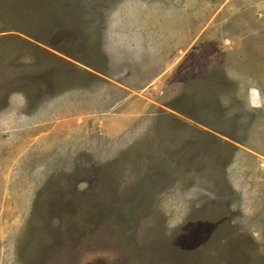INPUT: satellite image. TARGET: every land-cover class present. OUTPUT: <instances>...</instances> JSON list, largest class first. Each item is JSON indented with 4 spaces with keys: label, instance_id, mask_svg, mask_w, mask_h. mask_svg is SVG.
I'll list each match as a JSON object with an SVG mask.
<instances>
[{
    "label": "rangeland",
    "instance_id": "rangeland-1",
    "mask_svg": "<svg viewBox=\"0 0 264 264\" xmlns=\"http://www.w3.org/2000/svg\"><path fill=\"white\" fill-rule=\"evenodd\" d=\"M264 0H0V264H264Z\"/></svg>",
    "mask_w": 264,
    "mask_h": 264
},
{
    "label": "crops",
    "instance_id": "crops-1",
    "mask_svg": "<svg viewBox=\"0 0 264 264\" xmlns=\"http://www.w3.org/2000/svg\"><path fill=\"white\" fill-rule=\"evenodd\" d=\"M260 191H261L260 197H258L257 199L258 201L264 202V186L262 189H260Z\"/></svg>",
    "mask_w": 264,
    "mask_h": 264
}]
</instances>
